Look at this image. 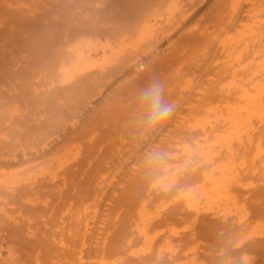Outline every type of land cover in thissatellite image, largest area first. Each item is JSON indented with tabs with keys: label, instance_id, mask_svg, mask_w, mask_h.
<instances>
[{
	"label": "rangeland",
	"instance_id": "obj_1",
	"mask_svg": "<svg viewBox=\"0 0 264 264\" xmlns=\"http://www.w3.org/2000/svg\"><path fill=\"white\" fill-rule=\"evenodd\" d=\"M11 1L3 3L23 2ZM209 1L36 0L30 18L42 19L44 36H22L31 37L29 50L20 48L19 36L0 39V156L26 150H38L40 155L0 161V248L13 245L20 264H35L23 248L36 252L42 246H51L43 250L44 264H53L61 252L63 260L66 246L81 248L85 264H98L101 257L107 264L112 259L110 264H241L245 254L252 258L251 264H264L258 254L264 252V206L260 212L252 210L257 193L264 196L260 171L253 176L251 168L239 170V181L231 190L240 204L245 203L240 212L221 208L218 213L195 214L183 199L172 198L177 191L167 197L157 195L161 183L155 182L156 188L152 181L163 176V167L157 176L145 177L150 152L162 151L166 159L184 153L186 158L188 150L206 149L209 125L224 123L221 118L220 123L210 119L214 122L206 124V87L214 86L218 95L211 103L221 108L222 100L233 93L225 89L231 70L237 68L232 56L241 54L236 52L239 47L232 48V39L226 41L229 31L220 35L222 24L213 21L228 16L227 0ZM214 41L221 45L212 53L211 63L218 65L211 70L206 69V57ZM140 61H152L153 70L138 75L135 65ZM153 76L165 81V96L176 109L166 122L146 133L137 117V94ZM199 117L204 123L200 119L196 124ZM100 148L105 150L103 156L93 163L81 162ZM217 151L223 153L225 148ZM189 158L192 163L182 165L179 175L191 167L202 171L207 166L199 157L188 154ZM129 177L133 178L127 183ZM162 200L168 203L149 223L150 242H143L144 234L134 225L138 206L144 203L147 211L156 212L155 205ZM171 211L184 212L183 218L159 224ZM204 216L216 223L211 232L220 234L219 243L206 238ZM257 219L262 223L249 236V226ZM223 222L227 230L219 227ZM159 227L164 229L158 231ZM165 238L171 246L160 251ZM251 242L256 246L250 248Z\"/></svg>",
	"mask_w": 264,
	"mask_h": 264
},
{
	"label": "bare ground",
	"instance_id": "obj_2",
	"mask_svg": "<svg viewBox=\"0 0 264 264\" xmlns=\"http://www.w3.org/2000/svg\"><path fill=\"white\" fill-rule=\"evenodd\" d=\"M22 1L23 2L20 5L18 4V6H12L10 4L9 5L4 4L3 0H0V39H11L13 37L19 36L20 48L24 50H29L28 49L29 45L30 47L32 45V39L31 37H22V36H32V35L44 36V30H43L44 25L42 24L43 23L42 19L36 18L37 16L35 17L36 18L35 20L30 18V15H32L31 11L33 10L35 11V9H37V6L35 5L36 0H22ZM11 2H13V0ZM16 2L19 3L20 0L19 2L18 1ZM209 2L211 1L206 0V4ZM221 3L219 6L223 4ZM33 7L35 8L33 9ZM226 8L228 10L227 11L228 16L226 15L227 17H225L226 20L224 18V15L223 16L221 15L218 17L217 16L213 17V21L215 23L217 21L219 25L222 24L221 29H219L220 35H222L223 32L225 33L227 30L230 33L227 35L228 36L227 40L224 39L226 35L224 36V38H221L220 40L223 39V40L228 41L229 39H232L230 41L234 43L232 48H234V46H236L237 50L240 48V50L236 52H238L241 55L239 57V55L235 53V57L232 56L234 59L230 58L231 60L233 59L234 61H236V62H233L232 60L233 63H236L237 68L232 67L233 69L232 70L230 69L232 73L231 75H229L228 81H226L227 82L226 84L228 85H225L226 86L225 87V86H222L224 83H222V85L218 83L222 86V88L223 87H225V89L229 88L230 90H232L231 93L233 92L231 96L225 98V100H222L224 105H221L222 106L221 108H220V105H218L219 103L218 104L215 103L217 105H213L211 103L213 100H217L216 97L218 93H216V89L213 88L214 87L213 85L209 87L207 86V82H206V86H207L206 87V103L208 105L206 104L207 106L206 107L207 108L206 109V120L204 118V120L206 121V124L208 122L213 121V120L210 121V119H214V120L217 119L219 121V119L221 118L224 121V123H222L221 125H219L218 123L217 124L214 123L217 126H213V123L212 124L208 123L211 125H209L210 129L206 130V149L201 150V151L200 150L197 151L198 149L188 150L186 151L187 152L186 158L183 157L184 153H182L183 156L180 155L177 157L175 155V156L169 157L168 159H166L165 157V159L158 164H151L148 162L147 157L145 158L146 159L145 161L148 163L146 167L148 171L145 172V177L149 176L150 178H153L160 173V172L158 173V171L161 170L162 167H163L162 168L163 170L165 169L163 176H161V178L158 176L160 179L156 177L157 180L153 178L154 179V181H152L153 184L150 182L153 186H156L154 185L155 182L158 185L160 183L162 185V186L160 185L162 189H160L159 192H157L156 190L158 185L156 186L154 192H157V195L159 194L164 197H167L177 191L176 196L172 198L173 199H179V198L183 199L186 202L187 206H189L188 208L189 209L190 207L192 208L190 209V211L195 214H198L202 210L206 212L209 210H212L215 213H218L219 210L221 211V208L223 211H226V212L228 210L229 211L233 210L235 212H240L242 210H245V207H244L245 203L243 202V204L242 203L240 204L236 197V194H233L231 190L232 185H235L239 181V177H240L239 170L240 169H245V168L250 169L251 168L253 170L252 172L253 176H256L255 175L256 172L260 171V174L262 175L261 180L264 181V0H227ZM237 22H239L238 25H237ZM235 25H237L239 28L237 29L235 27L236 28L235 31L230 32L232 27H234ZM25 33H27V35ZM231 33L232 34L234 33V34L231 35ZM219 37H223V36H219ZM12 42H15V40H12ZM222 42L223 41H221V43ZM214 43L213 44L215 46L213 47L212 45V48H210L211 47L210 46L207 51L208 57H206V69L213 70L218 65V63L217 65L216 64L212 65L211 63L213 61V59L211 58L212 53L217 49L216 46H218L216 44V41H214ZM232 43H231V46H232ZM1 47H2V44L0 43V49ZM236 57H238L239 59L236 60ZM230 59L228 60L226 59L225 63L230 62L229 61ZM230 64L228 63L226 64V66L233 65V64L231 65ZM229 66L226 68H229ZM215 76H216V73H215ZM225 76H227V73ZM221 77H222V73H221ZM213 79H216V78H213ZM219 81H222V80H219ZM212 82L214 84L213 80L211 81V84ZM216 83H217V80H216ZM230 90H227V91L230 92ZM226 93L228 94V92ZM200 119H201V123L199 121ZM199 123L200 124L204 123V121L202 122V118L200 117L196 118V124H199ZM217 147H220V148L224 147L225 151L223 153H219L220 150L217 151ZM104 153H105V150L103 148L97 149L91 156H87V158L84 157L81 162H84L86 160L88 163H93L94 161H96V159L103 156ZM188 154H192L193 156L199 157L200 160H202L201 162H203L205 166L207 165L206 166L207 168L205 167L204 170L201 171V168L191 167L192 169L189 170L187 173L185 174L181 173V175H179L180 174L179 170L181 168L183 169L184 164L190 161V158L189 160H186L188 158ZM38 155H39L38 150H35V151L26 150V151H23V153L21 154L15 153L12 157L2 155L0 156V161L2 163L18 161V159L20 161H25V160H31V159L38 158L37 157ZM171 161H173L172 164H171ZM256 161H258V165H256ZM185 166H190V165L185 164ZM135 174L136 173H133V175ZM132 178L133 177H129V179L127 180V183L130 182ZM248 184L252 185L251 181L248 182ZM255 186L256 185H254L253 188ZM257 189L258 187L255 188V191H257ZM131 190L132 188H129V191ZM14 198L15 197H13L12 199ZM245 198H248V197H245ZM259 201L262 203V205L259 204ZM143 202H147V201L143 200ZM165 202L162 200L159 203L158 202L156 203L155 205L156 212L147 211L144 203L142 204L140 203L141 206H138L139 207L137 211L139 214L138 222H137V225L136 224L134 225L137 227L138 230L141 231V232L138 231V233L144 234V235L139 234V235L144 236L143 242L145 241L150 242L149 240L151 237L148 231L149 226H150L149 223L153 218L156 219L155 216L157 215V212L159 211L158 209H161L163 206H165V204L168 203V201L166 203ZM261 206H264V196L257 193V200L256 202L255 201L253 202L252 210L255 212H260ZM183 214L184 212L171 211L170 213L163 215L158 220V222L159 224L166 225L167 223L173 222L180 217L183 218L182 217ZM158 215L160 216V214ZM206 216L208 217L207 214ZM206 216H204L202 220L203 223H205L204 227H206V238H208V240L214 243H219L221 240L220 234H216V232L215 233L211 232L214 230L212 229V226L215 222H213L211 219L207 218ZM193 220L197 222L198 217L194 216ZM185 223L186 222H184V224ZM223 223L225 224H222L219 227L220 228L224 227L225 230H227L228 229L227 223L226 222H223ZM261 223L262 222L259 219H257L255 222H252V224L249 226V229H250L249 236H251L256 230L259 229V226L261 225ZM215 225L216 223L214 224V226ZM204 227L202 226L203 229ZM161 228L157 230L160 231ZM173 228L169 227V229H171V232ZM176 228H179L178 230L180 231V227H176ZM162 232H164V230ZM110 234L111 233H109L108 235ZM154 234H157V233L155 232ZM104 238H103L104 239L103 241H104V244H106L108 238L107 237H104ZM15 239L17 240V238ZM164 240H165L164 241L165 243L163 242L160 248L158 247L160 251L163 247L170 244L168 238L167 239L165 238ZM182 240L185 241V239H181L179 241L181 242ZM103 241L101 240V242ZM143 245L144 244H142V246ZM88 246H89V249L94 248L93 244H90ZM98 246L97 248H99ZM248 246L250 248H253L256 246V244H253L251 242L248 244ZM50 247L51 246L49 247L42 246V249L44 251L46 250L49 251ZM62 247L64 248L65 246L62 245ZM193 247H195V245ZM65 248L66 249L63 250V253H66V255L64 256V259L63 260L61 259V255H62V252H61L58 254L56 259L53 261V264H85V261H84L85 259L84 260L82 259L83 252L81 251V248H77L76 246H66ZM22 250H23L24 255L27 258L31 259L35 264H41V262L42 264H44L45 260L42 259V253L44 252L43 250L38 249L36 252H34L31 249H27V248H23ZM159 250L157 249V251ZM106 251L107 250H105V252ZM187 251L189 252V248ZM102 254H103V251H102ZM258 254L259 256L264 257V252L260 251ZM18 258H19V253L16 251L13 245L7 246L5 250L0 248V264H20L18 262ZM98 258L96 257L95 259H98ZM103 258L104 257H101L100 259H98L99 262L98 261L95 262L93 258L90 260H93V262L98 263V264H107L108 261L106 262L105 261L106 259H103ZM111 262H109L108 264H110Z\"/></svg>",
	"mask_w": 264,
	"mask_h": 264
},
{
	"label": "clouds",
	"instance_id": "obj_3",
	"mask_svg": "<svg viewBox=\"0 0 264 264\" xmlns=\"http://www.w3.org/2000/svg\"><path fill=\"white\" fill-rule=\"evenodd\" d=\"M153 66L152 61H140L135 65V71L139 75L149 69L153 70ZM165 92V81L159 76L149 78L138 91L139 112L137 117L146 133L157 129L175 112L176 104L166 98ZM164 159L165 153L162 151L150 152L147 155V160L151 164H158ZM251 259L249 255L245 254L241 257V264H251Z\"/></svg>",
	"mask_w": 264,
	"mask_h": 264
}]
</instances>
